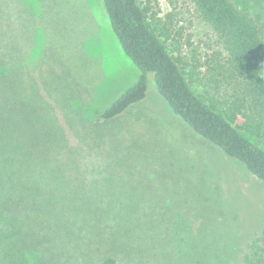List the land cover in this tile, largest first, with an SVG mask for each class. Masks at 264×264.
<instances>
[{"label": "rangeland", "instance_id": "rangeland-1", "mask_svg": "<svg viewBox=\"0 0 264 264\" xmlns=\"http://www.w3.org/2000/svg\"><path fill=\"white\" fill-rule=\"evenodd\" d=\"M230 1L255 19L264 38V0ZM140 2L193 89L225 101L228 87L211 83L222 44L195 4ZM0 18L6 43L15 41L20 53L21 79L35 84L39 104L67 134L82 176L97 183V192L117 199L123 242L113 248L105 239L101 253H113L117 264H241L249 239L264 227L263 180L174 113L153 77L142 102L117 119L98 122L99 113L141 74L115 36L104 1L0 0ZM10 60L14 66L13 55ZM138 199L144 203L135 206ZM144 212L148 235L139 222ZM139 227L137 238H130ZM0 229V264L49 263L42 249L27 254L13 244L6 251V217L0 216ZM142 245L148 246L144 263L135 250ZM79 253L55 264H99Z\"/></svg>", "mask_w": 264, "mask_h": 264}, {"label": "trees", "instance_id": "trees-1", "mask_svg": "<svg viewBox=\"0 0 264 264\" xmlns=\"http://www.w3.org/2000/svg\"><path fill=\"white\" fill-rule=\"evenodd\" d=\"M103 1L115 36L141 74L99 113L98 122L117 119L142 102L153 77L174 113L264 181V38L255 19L230 0H191L222 44L214 54L211 81L215 87H228V98L221 102L193 89L180 60L149 20L148 6L140 0ZM7 43L0 31V216L11 227L5 234L11 242H4V249L12 252L16 244L33 255L42 249L50 254L48 264L69 254L75 258L80 251L87 261L90 257L99 264H117L113 253H101L105 239L113 248L123 242L117 199L97 192V183L82 176L74 150L66 146L67 134L39 104L35 84L21 79L16 42ZM239 117L243 123H237ZM141 203L144 199L135 206ZM139 222L148 235V212ZM141 227L131 230L130 238L135 240ZM135 250L142 263L148 260L147 245ZM241 264H264V227L249 239Z\"/></svg>", "mask_w": 264, "mask_h": 264}]
</instances>
